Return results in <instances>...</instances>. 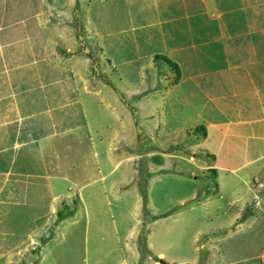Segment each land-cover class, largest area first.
I'll list each match as a JSON object with an SVG mask.
<instances>
[{
    "label": "rangeland",
    "instance_id": "rangeland-1",
    "mask_svg": "<svg viewBox=\"0 0 264 264\" xmlns=\"http://www.w3.org/2000/svg\"><path fill=\"white\" fill-rule=\"evenodd\" d=\"M188 38L215 40L198 51ZM232 43L241 59H225ZM163 51L184 61L178 80L151 59ZM204 88L205 107L190 94ZM52 110L59 135L28 145L37 186L16 174L8 119L27 115L20 139L33 140ZM262 254L264 0H0V264Z\"/></svg>",
    "mask_w": 264,
    "mask_h": 264
},
{
    "label": "crops",
    "instance_id": "crops-1",
    "mask_svg": "<svg viewBox=\"0 0 264 264\" xmlns=\"http://www.w3.org/2000/svg\"><path fill=\"white\" fill-rule=\"evenodd\" d=\"M200 21H202V19H200ZM226 22H227V20L226 21H221L220 22V27L225 26ZM187 25H188V28H189V31L191 32V34L193 36L198 37L197 30H195L193 28V25L194 24H191L189 22V23H187ZM197 26H200V25H197ZM205 26H207V23H206ZM170 39L171 38H161V44H165ZM188 39L191 42L187 46L189 48L197 49L198 51L204 49L203 46H204V44L206 42L209 41V43H210L211 41L213 42L215 40V38H188ZM222 39H224V38H220V40H222ZM229 39L232 40L233 38H229ZM205 40H207V41L205 42ZM147 42H148V40H147ZM165 52L166 51H163V53H160V52L159 53H152L151 59L153 58L155 60L156 58H159L157 56H165L166 58H168L169 60L172 61V58H170V56H168L167 54H164ZM224 53H225V56H224L225 59H228V60H229V57L231 55L236 56L238 59H241L242 58V55H243L242 51L240 50V47L237 46V45H235V44L233 45V43L229 47L225 45V47H224ZM86 55H89L90 57H92L91 49H90V53L89 54H86ZM53 58H54L55 61H57V63L59 62L58 58L54 55V53H53ZM237 58H236V60H238ZM228 60H227V62H228ZM200 62L201 61H197V64L199 65ZM179 63L181 65V68H180L179 64H177V63L176 64L179 67V70L181 72V69L184 68V61L181 60ZM166 65H167V63H166ZM236 66H239V65H237V63L235 65H233V66H231L230 64H227V66H225V69L227 71V70L231 69L232 67H236ZM192 70L198 72L199 75H201V73L199 72V70L197 69V67L194 68V69H192ZM181 76H182V74H181ZM199 90H201V89H199ZM199 90L197 91L198 92L197 94H194L192 92H190V94H191V96H194L195 95L197 97V99H199V100H201V98H202V100H205L204 102L201 101L203 107H205L204 106V103L206 101L209 102V101H214L215 100L214 98L209 97L212 94L209 93L206 88H204V91L202 93H199ZM49 92H52L51 95H50V99H51L52 102L53 101H59V100H61L62 99V95H64V92H62L60 89H58V91L49 90ZM46 98L47 97H45L43 100H45ZM192 100H195V99H192ZM185 107H186V109H188V106H185ZM197 116L200 119V112L197 114ZM28 118L29 117H27V115H21V116H16L15 119H17V120H15V119H8V125H9V130H10V134L8 136V139L11 142V149H9V150L11 151V155L18 157V161L19 162L17 164H14V167L16 168V174H17L18 178L26 179V177H28L30 179H35V181L37 182V186H42V184L40 182H42L43 179L39 178V175L36 173V172L42 171L44 169V164H43V162H42V160L40 158H36L35 159L36 160V165L33 166L30 169L34 173L33 174L27 173L28 168L25 167V164L30 159V156L27 157V154L29 152L28 145L31 144V143H36L38 140H40V138L41 139L48 138L49 140H52V137L59 135L61 129H59V128H52V129L49 128L50 126L53 127V126L56 125V121L59 120V115L55 114L54 111L52 110L50 112V124H44V123L43 124H40V123H37L36 128H34V129L31 130V131H34V133H35V137H34L35 139H33V140H30V139L21 140L20 139V132H21V129H22L21 128V125L24 122H26L28 120ZM207 122H205V123H207ZM205 123H203V122L200 121L199 124L195 125L194 127L197 128V129L202 127V132H205L203 130V124H205ZM214 172H215V169H214ZM22 179H21L20 182L24 186H26L27 185V183H26L27 181L26 180H22ZM9 181L10 180H6L5 182L8 183L11 186H14V181H10V182ZM55 185H56V183H54V182L51 183V186L53 188L55 187ZM51 200H53V199H51ZM224 259L226 260L227 264H241L239 262H233L231 260V258L230 259L224 258ZM161 262H163V264H167V262L165 260H163V259L161 260ZM263 262H264V254L261 255V262H259L257 264H263Z\"/></svg>",
    "mask_w": 264,
    "mask_h": 264
},
{
    "label": "trees",
    "instance_id": "trees-1",
    "mask_svg": "<svg viewBox=\"0 0 264 264\" xmlns=\"http://www.w3.org/2000/svg\"><path fill=\"white\" fill-rule=\"evenodd\" d=\"M62 50L63 49H61V51ZM157 57H159L160 59H164V62L167 63V66H170L173 69L174 74H175V80L176 79L178 80L179 79V75H180V70H179V67L177 66V64L172 62L171 60H169L165 56H157Z\"/></svg>",
    "mask_w": 264,
    "mask_h": 264
}]
</instances>
